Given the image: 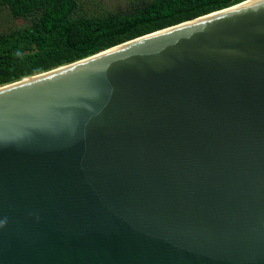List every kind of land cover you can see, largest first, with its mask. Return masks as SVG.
I'll use <instances>...</instances> for the list:
<instances>
[{
    "label": "water",
    "instance_id": "obj_1",
    "mask_svg": "<svg viewBox=\"0 0 264 264\" xmlns=\"http://www.w3.org/2000/svg\"><path fill=\"white\" fill-rule=\"evenodd\" d=\"M0 264H264V0L1 86Z\"/></svg>",
    "mask_w": 264,
    "mask_h": 264
},
{
    "label": "trees",
    "instance_id": "obj_2",
    "mask_svg": "<svg viewBox=\"0 0 264 264\" xmlns=\"http://www.w3.org/2000/svg\"><path fill=\"white\" fill-rule=\"evenodd\" d=\"M247 0H134L89 11L80 0H0L22 23L0 33V87Z\"/></svg>",
    "mask_w": 264,
    "mask_h": 264
},
{
    "label": "rangeland",
    "instance_id": "obj_3",
    "mask_svg": "<svg viewBox=\"0 0 264 264\" xmlns=\"http://www.w3.org/2000/svg\"><path fill=\"white\" fill-rule=\"evenodd\" d=\"M89 11H127L134 0H80ZM20 20L0 8V33L10 31L21 25Z\"/></svg>",
    "mask_w": 264,
    "mask_h": 264
},
{
    "label": "bare ground",
    "instance_id": "obj_4",
    "mask_svg": "<svg viewBox=\"0 0 264 264\" xmlns=\"http://www.w3.org/2000/svg\"><path fill=\"white\" fill-rule=\"evenodd\" d=\"M255 1H258V0H255ZM246 4H248V3H246ZM245 5V4H244ZM241 6H243V5H241Z\"/></svg>",
    "mask_w": 264,
    "mask_h": 264
}]
</instances>
